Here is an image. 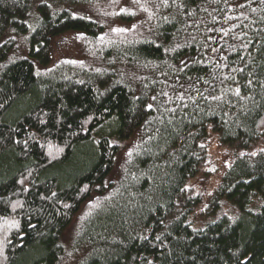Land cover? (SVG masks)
I'll list each match as a JSON object with an SVG mask.
<instances>
[{
	"label": "trees",
	"instance_id": "1",
	"mask_svg": "<svg viewBox=\"0 0 264 264\" xmlns=\"http://www.w3.org/2000/svg\"><path fill=\"white\" fill-rule=\"evenodd\" d=\"M140 4L0 0V264H264V0Z\"/></svg>",
	"mask_w": 264,
	"mask_h": 264
},
{
	"label": "rangeland",
	"instance_id": "2",
	"mask_svg": "<svg viewBox=\"0 0 264 264\" xmlns=\"http://www.w3.org/2000/svg\"><path fill=\"white\" fill-rule=\"evenodd\" d=\"M64 38L68 42H67V44L65 43V45L63 47H64V49L67 48V50L70 52L71 48L69 47V45L73 41V37H72V35H67ZM123 76L127 77L124 74H123ZM260 151H264V137L260 141H258L255 145H252L250 148H248L247 151H245V154L248 156H253L252 153L257 154ZM235 152L241 153V151L236 149L235 146L218 148L215 144H213L208 149V155L216 162H220V160L223 159L224 156H227L226 160L229 159L231 157L230 153H235ZM224 153H226V154H224ZM212 180L215 182V180H217V177H214ZM214 182H212V185H208L207 183L205 185L203 183L201 185L202 186L201 189H198L196 184L193 185V180L190 182L189 185L187 184V192L189 194L200 195V197L202 198L201 202L196 207V219H200L201 217L204 218L206 215H208V208H205L204 210H202V208H203L202 205L207 204V202L209 201V199L206 196L213 192V189L215 188V184H216ZM67 256H68V253L66 254V257Z\"/></svg>",
	"mask_w": 264,
	"mask_h": 264
},
{
	"label": "snow or ice",
	"instance_id": "3",
	"mask_svg": "<svg viewBox=\"0 0 264 264\" xmlns=\"http://www.w3.org/2000/svg\"><path fill=\"white\" fill-rule=\"evenodd\" d=\"M161 2L165 5V6H167V4H168V0H161ZM133 3L134 4H139L142 8H144V6L142 5V4H140V0H133ZM144 10L145 11H147V8H144ZM121 12H127V11H129L128 9H125V8H121V10H120ZM134 14V13H133ZM133 27H135V25H133ZM114 32H126V31H128L129 29H127V28H114V29H112ZM102 39V38H101ZM148 107L149 108H151L152 107V105H148ZM256 153H252V155H255ZM131 155V153H129V156ZM241 155H243V153H241ZM21 183H23V181H21ZM53 195H55V194H53ZM5 223H9V222H7V221H5ZM9 226L10 227H18V224H17V222L16 221H12V222H10L9 223Z\"/></svg>",
	"mask_w": 264,
	"mask_h": 264
}]
</instances>
